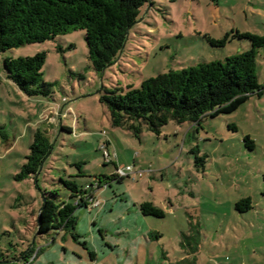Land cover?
<instances>
[{"label":"rangeland","instance_id":"rangeland-1","mask_svg":"<svg viewBox=\"0 0 264 264\" xmlns=\"http://www.w3.org/2000/svg\"><path fill=\"white\" fill-rule=\"evenodd\" d=\"M150 2L102 73L87 58L83 30L0 52V262L25 264L31 249L29 264H264V48L256 57L262 94L230 114L169 121L159 135L143 127L135 136L113 127L99 102L103 87L139 88L170 70L247 51V40L212 47L206 36H264V0ZM38 53L51 93L27 97L5 79L3 62ZM36 131L51 153L36 178L17 181ZM118 170L123 179L109 180ZM99 178L108 183L94 191L99 205L77 208L73 230L36 235L42 193L72 202L60 179L84 188ZM244 199L250 208L240 212ZM145 202L164 217L143 215Z\"/></svg>","mask_w":264,"mask_h":264},{"label":"trees","instance_id":"trees-1","mask_svg":"<svg viewBox=\"0 0 264 264\" xmlns=\"http://www.w3.org/2000/svg\"><path fill=\"white\" fill-rule=\"evenodd\" d=\"M146 4L151 5L152 2L0 0V52L23 45L43 43L71 31L83 30L87 58L92 69L96 73H102L123 50L129 30L137 23L140 9ZM233 38L247 40L249 49L229 56L224 61L199 63L177 71L170 70L144 80L139 88L103 87L99 102L106 107L111 125L132 131L135 136L141 133L143 127L159 135L160 129L169 121L178 125L198 124L203 117L230 114L251 96H260L262 88L256 75V57L258 50L264 48V36L238 31L227 33L219 40L206 36L212 47H223ZM44 61V53L17 59L6 58L3 62L5 79L27 97H47L51 93V86L42 80ZM243 142L248 150L254 147L248 136L244 137ZM51 149L48 138L42 132L36 131L26 162L15 179L21 181L36 178ZM199 161L200 159H196V163ZM122 179L123 177L116 174L109 178L117 181ZM60 183L70 193L72 202L55 200V193H42V209L36 218V235L73 230L76 223L75 210L90 205V200L94 199V191L108 184L105 182L102 186L100 178L84 188L73 180L60 179ZM235 208L240 212L249 209V199L240 200ZM139 209L143 215L164 217L163 211L152 203H142ZM30 253L31 249L22 257L25 264H29L27 261L31 257ZM89 255L93 260L94 254ZM0 264L14 263L3 260Z\"/></svg>","mask_w":264,"mask_h":264},{"label":"built area","instance_id":"built-area-1","mask_svg":"<svg viewBox=\"0 0 264 264\" xmlns=\"http://www.w3.org/2000/svg\"><path fill=\"white\" fill-rule=\"evenodd\" d=\"M101 149L103 152L102 155L104 158V162L105 163H111V156H110V153L108 152V150L105 149V146L101 147ZM116 175H118L119 177H123L124 174L122 173V171L118 170ZM95 187H96V184H95ZM95 187L93 189H95ZM90 202H91V205L93 207H97L99 205V203L97 201H95L94 199H91Z\"/></svg>","mask_w":264,"mask_h":264},{"label":"water","instance_id":"water-1","mask_svg":"<svg viewBox=\"0 0 264 264\" xmlns=\"http://www.w3.org/2000/svg\"><path fill=\"white\" fill-rule=\"evenodd\" d=\"M41 209H42V207L40 208V210H39V211H41Z\"/></svg>","mask_w":264,"mask_h":264}]
</instances>
